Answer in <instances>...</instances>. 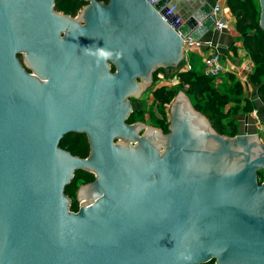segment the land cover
<instances>
[{
  "label": "water",
  "instance_id": "95a60500",
  "mask_svg": "<svg viewBox=\"0 0 264 264\" xmlns=\"http://www.w3.org/2000/svg\"><path fill=\"white\" fill-rule=\"evenodd\" d=\"M33 1L0 0V264H264L261 137L219 133L183 93L169 134L126 124L127 100L117 115L107 106L139 97L154 71L176 67L184 37L214 26L213 5L172 26L177 13L163 16L183 0H87L83 25L44 0L45 21L25 36ZM73 131L87 133V157L60 145ZM189 131L198 140L179 143ZM163 136L160 156L164 146L150 147L149 137ZM78 169L96 179L80 186L74 211L65 190Z\"/></svg>",
  "mask_w": 264,
  "mask_h": 264
},
{
  "label": "trees",
  "instance_id": "16d2710c",
  "mask_svg": "<svg viewBox=\"0 0 264 264\" xmlns=\"http://www.w3.org/2000/svg\"><path fill=\"white\" fill-rule=\"evenodd\" d=\"M108 2V0H104ZM228 7L236 16V29L253 61V72L250 82L259 87V95L264 101V29L260 24L261 9L257 0H228ZM87 0H56V8L67 14L75 15ZM114 70V67H113ZM164 70L160 68L158 72ZM157 72V73H158ZM179 86L185 87L187 94L195 101V108L201 111L211 121L213 127L221 134L235 136L239 133L236 119L233 115L241 111L250 112L256 108L255 104L246 99L244 84L234 74L226 73L215 77L208 76L197 69L175 71ZM228 87L221 91L219 87ZM176 88L168 89L161 86L155 90V95L161 104L168 106L174 99ZM245 100V104L241 102ZM236 102L231 114L225 107ZM230 108V107H229ZM230 110V109H229ZM167 116V115H166ZM134 120L132 117L130 121ZM168 122V121H167ZM163 129L168 131L167 124L161 122ZM60 145L74 155L87 157L90 152V143L85 132H70L61 140ZM263 171H260V181H263ZM262 177V178H261ZM95 180V175L85 169H78L74 178L67 185L65 193L69 197H76L79 187ZM80 208L78 199L71 203V210ZM200 264H215V259Z\"/></svg>",
  "mask_w": 264,
  "mask_h": 264
},
{
  "label": "rangeland",
  "instance_id": "374dc122",
  "mask_svg": "<svg viewBox=\"0 0 264 264\" xmlns=\"http://www.w3.org/2000/svg\"><path fill=\"white\" fill-rule=\"evenodd\" d=\"M257 2L259 3L260 9H261L260 0H257ZM24 53L25 52H20L18 54L20 61L22 62V64L25 66V68L29 72H34L30 65L24 64L25 62ZM112 67L116 69L114 64H112ZM163 69L164 70L155 74L152 81L150 80V82L146 85L145 90L140 94L139 97L137 98L132 97L135 107L140 110L138 115H134L133 118L139 122H144L146 126L156 128L155 130H160V131L163 128L162 123H161L162 121L165 122V124L170 123L171 105L173 101L175 100V98L177 97L181 98V93L186 94L189 97L192 105L193 106L195 105V101L191 98V96H189V94H187L185 87L179 86L176 88L177 84L180 83L179 80L175 78L174 76L175 71L177 70V66L173 67L172 69L171 68H163ZM252 85L248 87L244 85L243 96L246 99L252 101L255 104L256 108L250 112L241 111L238 114H235L233 116L236 119V122L238 125V131H239L238 134L245 133V132H241V130H243L245 123H246L245 120L247 119L249 123V127H250L248 133L258 134L261 137L262 141L264 142V103L261 101L259 97V87L255 86L253 83ZM161 86H166L168 89L176 88L174 99L168 106L161 104V102L157 99V96L155 95V90ZM227 87H228V84H225V86L219 87V89L221 91H224ZM244 104H245V100L241 102V105H244ZM236 105H237L236 102L231 103L229 106L225 107V111H228L231 114L230 111H232V108L236 107ZM262 177L264 181V171H263ZM80 192H81V189L79 188L76 197L74 198L70 197V198L72 199L71 200L72 202L73 200L78 199L79 205L81 206L80 199H79Z\"/></svg>",
  "mask_w": 264,
  "mask_h": 264
},
{
  "label": "crops",
  "instance_id": "0c3cea01",
  "mask_svg": "<svg viewBox=\"0 0 264 264\" xmlns=\"http://www.w3.org/2000/svg\"><path fill=\"white\" fill-rule=\"evenodd\" d=\"M227 1L228 0H183L182 3H179L180 8H178V10H177V6L174 4L170 6V7H174L175 9L174 11L177 13V16L182 20L185 18L186 15L188 16L191 10H194V9L196 10L197 8L199 9L201 5L204 3L208 2L211 5L220 4L222 6V10L219 13V16L221 18H227L230 21V30L225 31V32H217L215 31L214 26H213L204 35H202L200 40H202L204 44H202L201 46H193L192 51L188 53L184 52L183 59L180 60L182 63L179 61V63L177 64V69H180L181 67H183L185 63V59H187L189 60L188 62L191 64L193 69H197L202 72L204 59L207 54V49H206V44H205L207 42H212L215 45H217L224 59L233 61L235 63L241 62V58H239L237 54V48H239L240 46L245 47V45L243 41L240 39V33L236 29L237 18L232 13L230 8L228 7ZM243 84L246 85L247 87L251 86L252 83L250 82V78L248 82H245V83L243 82ZM245 121H246L245 126L243 130H241V132H244L245 128H247L248 131L250 129L248 120L246 119Z\"/></svg>",
  "mask_w": 264,
  "mask_h": 264
},
{
  "label": "built area",
  "instance_id": "2783aa9c",
  "mask_svg": "<svg viewBox=\"0 0 264 264\" xmlns=\"http://www.w3.org/2000/svg\"><path fill=\"white\" fill-rule=\"evenodd\" d=\"M159 0H148L150 4L153 6L157 4ZM174 7H169L166 15L163 16L166 21H169L168 16L173 15ZM222 10V6L220 4L213 5L212 12L216 16V20L214 23V29L217 32H225L230 30V21L227 18H221L219 13ZM180 18H176L175 20L169 21L170 25L174 26L175 24L180 22ZM203 43L202 40L192 39L189 37H184V52L188 53L192 51L193 46H201ZM206 49L207 54L204 59L202 72L208 76L215 77L221 74L232 73L242 82H248L250 75L253 72V61L246 50L245 47L240 46L237 48V54L239 58H241L240 63H235L233 61H229L223 58L221 51L218 49V46L212 42H207ZM189 60L185 59V63L183 67L179 69V71L191 70L192 66L188 62ZM178 79V76H175Z\"/></svg>",
  "mask_w": 264,
  "mask_h": 264
},
{
  "label": "flooded vegetation",
  "instance_id": "af4514ba",
  "mask_svg": "<svg viewBox=\"0 0 264 264\" xmlns=\"http://www.w3.org/2000/svg\"><path fill=\"white\" fill-rule=\"evenodd\" d=\"M102 1H104V0H102ZM110 0H108V2H109ZM89 4V1H88V3L87 4H85V5H83L79 10H78V12L75 14V15H72V16H76V15H80V21H81V23L84 25V24H86L87 22L82 18V15H81V10H82V8L84 7V6H86V5H88ZM45 6H44V0H39V2H29V5L26 7V10H28V11H30V10H35V13H34V18L35 19H32L31 18V20H28L27 19V16H28V14H26V17H24V18H22L21 20L23 21V25L25 26V27H27L26 29H24V35L25 36H27L28 34H30V33H33L34 31V33H37L38 31H39V24H41L42 22H44L45 21V19H46V17L43 15V13H44V11H45ZM54 9L55 10H57V8H56V0H55V7H54ZM37 10H38V14H37ZM57 11H59V10H57ZM120 11H122V9H120ZM60 12H63V11H60ZM63 13H65V12H63ZM65 14H67V13H65ZM71 15V14H70ZM130 15V14H129ZM127 16V18H126V21H128L129 19H131L132 18V16ZM100 15H99V12L97 13V14H94V15H92V17L93 18H96V17H99ZM32 21L34 22V24L35 25H33V26H29L31 23H32ZM120 22V14L117 12V13H115V15H114V17H113V23L115 24V23H119ZM29 23V24H28ZM37 24V25H36ZM29 26V27H28ZM49 32V31H48ZM50 33V32H49ZM61 36H64V32H61ZM60 38V37H59ZM46 40V39H45ZM56 41H58V37H55V38H51L49 41H48V43H47V45H49V44H55V42ZM37 42L38 43H43L44 41L40 38L39 40H37ZM39 48V47H38ZM149 49L150 50H152V48L151 47H149ZM154 50H156V51H158V49H154ZM45 63H46V61H45ZM113 70V69H112ZM113 71H115V69L113 70ZM158 72V70H156V71H154V73L152 74V79H153V77L155 76V74ZM152 81V80H151ZM132 97H134V96H129V97H127L126 99H116V100H112V101H115L113 104H111V102L112 101H108L107 102V106H113L114 104H115V107L114 108H112V107H110V110H112L113 111V113L115 112V115H117L122 109H124L125 107H126V102H125V100H127L128 101V103H129V105H130V107H131V109L128 111V113H127V116H126V119H125V123L126 124H134V123H137V122H139V121H137V120H132V121H130V119L134 116V115H138V113L140 112V110L139 109H137L136 107H135V105H134V103H133V100H132ZM135 98V97H134ZM113 113L110 111V113L108 112V116L110 115H113ZM143 124H145L144 122H142ZM147 127L148 126H146V124L141 128V130L139 131V134L140 135H142L146 130H147ZM167 128H168V131H165L163 128H162V130H161V132H163L164 134H169L170 132H171V129H170V123H167ZM159 132H160V130H159ZM87 134V133H86ZM150 136V135H149ZM87 137H88V135H87ZM150 138V147H154L155 145H158V144H162L163 146H164V148H163V150H161L160 151V156H162V152L163 151H165L166 149H167V142L165 143V141H167V139L166 138H164V140H163V142H161V143H157V142H155V140L154 139H152L151 137H149ZM183 140H179V143H181L182 141L184 142L185 140L188 142V140L189 141H193V142H196V140H198V134H193L191 131H189V133H187V134H184V136H183V138H182ZM89 140V139H88ZM117 140V139H116ZM90 143V142H89ZM193 148H191V150H192ZM195 150V149H194ZM90 152H91V145H90ZM90 152H89V154H90ZM192 153V152H191ZM94 174V173H93ZM95 175V174H94ZM95 179H96V176H95ZM80 188V187H79Z\"/></svg>",
  "mask_w": 264,
  "mask_h": 264
},
{
  "label": "clouds",
  "instance_id": "9594fccd",
  "mask_svg": "<svg viewBox=\"0 0 264 264\" xmlns=\"http://www.w3.org/2000/svg\"><path fill=\"white\" fill-rule=\"evenodd\" d=\"M111 53L105 52L104 50H100V56L103 57L104 59H107Z\"/></svg>",
  "mask_w": 264,
  "mask_h": 264
},
{
  "label": "bare ground",
  "instance_id": "6f19581e",
  "mask_svg": "<svg viewBox=\"0 0 264 264\" xmlns=\"http://www.w3.org/2000/svg\"><path fill=\"white\" fill-rule=\"evenodd\" d=\"M162 138H165L164 136Z\"/></svg>",
  "mask_w": 264,
  "mask_h": 264
}]
</instances>
